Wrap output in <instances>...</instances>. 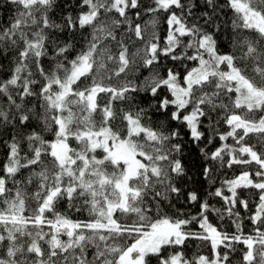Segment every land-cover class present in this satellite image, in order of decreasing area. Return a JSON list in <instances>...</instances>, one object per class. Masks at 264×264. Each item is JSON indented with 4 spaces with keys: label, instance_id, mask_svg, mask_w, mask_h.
I'll list each match as a JSON object with an SVG mask.
<instances>
[{
    "label": "snow or ice",
    "instance_id": "obj_1",
    "mask_svg": "<svg viewBox=\"0 0 264 264\" xmlns=\"http://www.w3.org/2000/svg\"><path fill=\"white\" fill-rule=\"evenodd\" d=\"M0 264H264V0H0Z\"/></svg>",
    "mask_w": 264,
    "mask_h": 264
}]
</instances>
